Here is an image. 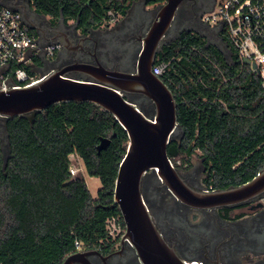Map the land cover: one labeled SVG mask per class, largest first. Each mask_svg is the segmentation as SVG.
<instances>
[{
    "label": "trees",
    "instance_id": "1",
    "mask_svg": "<svg viewBox=\"0 0 264 264\" xmlns=\"http://www.w3.org/2000/svg\"><path fill=\"white\" fill-rule=\"evenodd\" d=\"M27 1L51 25L63 17L87 34L125 17L137 0ZM165 1L145 0L150 6ZM222 37L230 56L206 37L183 32L155 62L168 63L160 78L175 96L184 131L172 161L188 169L199 152L208 169L204 184L214 190L242 185L264 170L262 80ZM0 126L6 139L0 134V264H63L78 251L76 242L111 247L108 219L118 217L126 230L114 190L129 144L114 115L91 102H64L33 121L0 119ZM103 138L111 141L99 153ZM72 154L100 179L97 198L83 177H72Z\"/></svg>",
    "mask_w": 264,
    "mask_h": 264
},
{
    "label": "water",
    "instance_id": "2",
    "mask_svg": "<svg viewBox=\"0 0 264 264\" xmlns=\"http://www.w3.org/2000/svg\"><path fill=\"white\" fill-rule=\"evenodd\" d=\"M184 0H166L154 23L140 39V53L135 73L106 68L102 64L75 62L63 69L43 73L39 82L20 88L0 89V119L26 117L33 121L43 110L64 102H91L114 115L127 131L129 144L120 163L114 190V200L122 212L126 225L123 240L136 249L142 264H201L190 258H181L159 231L151 214V209L143 191V181L150 173L174 197L193 209L217 211L235 206L264 194V170L252 180L227 189H200L190 185L172 161L179 152L172 144L176 136L184 131L179 124L177 102L172 90L153 72L162 40L170 29L175 13ZM28 9L34 15L27 1ZM214 5L206 12L212 10ZM42 16V15H41ZM44 17V16H42ZM45 18V17H44ZM60 28L66 26L62 17ZM77 30V25H73ZM186 32H196L188 29ZM89 36H85L86 38ZM65 50H73V42L68 35L57 38ZM218 46L227 55L225 42ZM249 64V60H245ZM256 68V64H253ZM71 72H81L83 76H69ZM129 94H142L154 105V112L147 113L140 102ZM110 138H103L98 146L100 153L110 144ZM80 252L66 257L63 264H72Z\"/></svg>",
    "mask_w": 264,
    "mask_h": 264
},
{
    "label": "flooded vegetation",
    "instance_id": "3",
    "mask_svg": "<svg viewBox=\"0 0 264 264\" xmlns=\"http://www.w3.org/2000/svg\"><path fill=\"white\" fill-rule=\"evenodd\" d=\"M3 1L22 12L25 21L39 34L42 44L57 41L61 34L68 35L72 40L73 50H65L62 46L55 58L44 60L42 73L63 69L75 62L100 63L109 69L135 73L140 39L145 37L162 5L150 9L146 2L135 1L128 14L112 27L98 28L82 34L76 31L73 25L60 28V25H51L41 15H34L28 9L26 0ZM217 1L184 0L162 40L163 48L191 28L203 32L208 36V40L213 36L223 42L217 28L204 24L201 19ZM85 36L89 37L83 38ZM69 76H83V73L71 72ZM129 96L139 101L147 113L154 112V105L146 96ZM181 138L180 135L176 136L172 144L179 142ZM175 166L190 185L200 189L206 188L204 179L208 169L201 156L197 166L192 165L185 169L181 167L180 161ZM143 191L156 226L181 258H192L201 264H264V194L247 202L214 211L186 206L177 200L166 186L158 182L152 173L144 179ZM122 232L113 236L111 247L82 246L77 251L80 255L72 264H142L135 247L123 240L126 230Z\"/></svg>",
    "mask_w": 264,
    "mask_h": 264
},
{
    "label": "built area",
    "instance_id": "4",
    "mask_svg": "<svg viewBox=\"0 0 264 264\" xmlns=\"http://www.w3.org/2000/svg\"><path fill=\"white\" fill-rule=\"evenodd\" d=\"M201 19L227 37L242 62L249 60L247 65L260 76L264 88V0H218ZM61 48L56 40L42 44L39 34L25 21L22 12L0 0V89L7 91L42 80L44 60L55 58ZM226 50L230 56L227 45ZM167 67L166 62L155 64L153 72L160 76ZM78 158L75 154L70 156L73 178L82 177ZM116 227H122L119 218L108 219L110 235L111 229ZM76 246L78 250L82 247L80 242H76Z\"/></svg>",
    "mask_w": 264,
    "mask_h": 264
},
{
    "label": "rangeland",
    "instance_id": "5",
    "mask_svg": "<svg viewBox=\"0 0 264 264\" xmlns=\"http://www.w3.org/2000/svg\"><path fill=\"white\" fill-rule=\"evenodd\" d=\"M137 2H145V0H137ZM153 7H155V6H149L148 8L152 9ZM117 21H111L108 25H103L102 27H100V29H108L109 27H112ZM68 25L69 26L70 25H74V22L71 21L70 23H68ZM200 33L203 34L204 37H206L208 39V36H206L203 32H200ZM209 41H211V42L214 41L215 43H217V45L220 46V42L217 40V38H213V36L210 37ZM0 134L3 137V140L6 141L4 129H3L2 126H0ZM77 160H78V162H79V164L81 165V168H82V177H83V179L86 181L93 198H97L98 197V191L102 187V183H101L100 179L98 177L90 176L86 172V169H85L83 161L80 158H78ZM199 160H200V153L197 152L192 158V165L193 166H197ZM122 230H123L122 227H116V229L112 228L111 229V232H112L111 235L112 236H117L118 234H120L122 232Z\"/></svg>",
    "mask_w": 264,
    "mask_h": 264
}]
</instances>
